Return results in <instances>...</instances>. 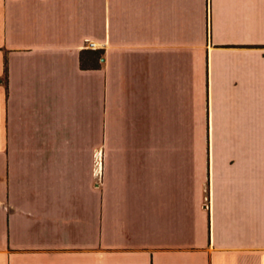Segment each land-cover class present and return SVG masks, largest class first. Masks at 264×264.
I'll use <instances>...</instances> for the list:
<instances>
[{
	"label": "crops",
	"instance_id": "obj_1",
	"mask_svg": "<svg viewBox=\"0 0 264 264\" xmlns=\"http://www.w3.org/2000/svg\"><path fill=\"white\" fill-rule=\"evenodd\" d=\"M0 264H264V0H0Z\"/></svg>",
	"mask_w": 264,
	"mask_h": 264
},
{
	"label": "trees",
	"instance_id": "obj_2",
	"mask_svg": "<svg viewBox=\"0 0 264 264\" xmlns=\"http://www.w3.org/2000/svg\"><path fill=\"white\" fill-rule=\"evenodd\" d=\"M101 49H90L80 53V65L88 68H98L101 60Z\"/></svg>",
	"mask_w": 264,
	"mask_h": 264
},
{
	"label": "built area",
	"instance_id": "obj_3",
	"mask_svg": "<svg viewBox=\"0 0 264 264\" xmlns=\"http://www.w3.org/2000/svg\"><path fill=\"white\" fill-rule=\"evenodd\" d=\"M87 45H88L89 47H92V46H93V43H92V42H88Z\"/></svg>",
	"mask_w": 264,
	"mask_h": 264
}]
</instances>
